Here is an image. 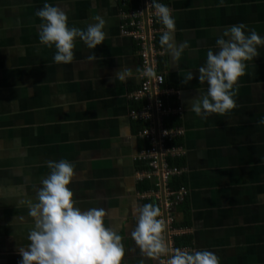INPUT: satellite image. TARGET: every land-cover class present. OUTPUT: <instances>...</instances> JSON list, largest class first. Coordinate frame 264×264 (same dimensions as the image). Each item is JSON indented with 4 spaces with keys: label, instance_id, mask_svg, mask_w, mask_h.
<instances>
[{
    "label": "crops",
    "instance_id": "1",
    "mask_svg": "<svg viewBox=\"0 0 264 264\" xmlns=\"http://www.w3.org/2000/svg\"><path fill=\"white\" fill-rule=\"evenodd\" d=\"M45 2L63 9L68 24L81 29L101 16L104 41L88 49L76 38L73 61L53 62L54 47L38 39L41 20L35 13ZM164 3L175 18L176 42L188 44L173 62L160 35L154 42L160 52L155 71L168 91L162 100L180 110L163 116L161 126L181 130L174 142L184 154L170 161L179 163L182 173L175 178L188 195L172 208L174 232L161 238L170 251L208 249L220 264H264V47L245 62L232 110L203 118L188 110V101L207 87L196 79L197 68L224 28L242 22L264 36V0ZM126 5L120 0H0V197H8L0 200V264H17V248L27 244L31 218L18 200L24 193L34 197V186L48 174L47 162L60 159L74 166L69 187L75 206L104 208L106 225L121 235L122 264H161V255L145 256L131 236L133 207H160L163 194L155 186L158 175L137 158L148 147L138 137L145 123L132 120L129 112L145 100L128 98L139 88L142 70L137 43L120 33V13L130 9ZM125 67L131 75L115 79ZM188 71L193 79L184 82Z\"/></svg>",
    "mask_w": 264,
    "mask_h": 264
},
{
    "label": "clouds",
    "instance_id": "2",
    "mask_svg": "<svg viewBox=\"0 0 264 264\" xmlns=\"http://www.w3.org/2000/svg\"><path fill=\"white\" fill-rule=\"evenodd\" d=\"M153 8L165 30L159 43L168 50L173 62L178 60L187 41L177 43L175 18L169 7L152 0ZM40 18L38 39L47 47H54L53 62L69 64L73 61L74 40L79 38L88 49H95L105 38V20L97 15L95 22L84 29L68 24L67 13L58 6L45 2L36 10ZM264 47V36L255 29L249 30L244 23L224 28L215 40V49L209 48L205 63L197 68L196 79L206 84V90L188 101V110L196 116L225 114L235 107L238 79L244 75L246 61L259 56ZM93 55L87 59L91 61ZM131 68H119L115 79L124 81L131 75ZM142 75L152 77L151 68L142 70ZM193 79L192 71L183 77ZM264 123V121H262ZM48 174L34 186V197L24 193L18 200L27 209L31 227L27 230V244L17 248L20 257L17 264H122L125 255L121 235L106 225L104 208L85 210L75 206L73 192L69 187L74 176L73 164L66 160L48 161ZM8 197H0V200ZM132 214L136 224L131 232L141 252L153 259L170 250L161 238L164 224L160 210L155 204L134 206ZM141 264L143 262L141 261ZM167 264H220L219 257L208 249L185 251L176 249L168 255Z\"/></svg>",
    "mask_w": 264,
    "mask_h": 264
},
{
    "label": "built area",
    "instance_id": "3",
    "mask_svg": "<svg viewBox=\"0 0 264 264\" xmlns=\"http://www.w3.org/2000/svg\"><path fill=\"white\" fill-rule=\"evenodd\" d=\"M165 0H158L164 3ZM121 6L130 5L129 10L120 13V33L124 37L131 38L137 43L139 51L138 55L141 62V70L151 68L154 76L148 77L141 74L142 82L138 89L129 93L128 98L131 101L144 99L145 103L140 109H133L129 112L132 120L145 123L138 132V137L147 144V148L137 157L139 160L146 161L151 172L158 175L156 187L163 194L160 201V216L164 228L163 234L169 230L173 233L172 225L174 222L172 208L173 206L182 204L187 198V191L183 186L178 189H171L172 180L181 175L182 169L170 166L168 160H173L183 156V149L172 144L175 139L181 136V130H167L161 126L162 117L165 115H175L179 113V108H168L162 97L168 94L163 88L164 78L155 71L156 57L160 55L154 45L156 36L162 34L165 30L160 23L158 16L153 8L152 0H120ZM171 10V9H170ZM161 233V234H162ZM166 236V235H165ZM171 247L169 253L161 254V264H167L168 255L173 252ZM185 250V249H182Z\"/></svg>",
    "mask_w": 264,
    "mask_h": 264
},
{
    "label": "trees",
    "instance_id": "4",
    "mask_svg": "<svg viewBox=\"0 0 264 264\" xmlns=\"http://www.w3.org/2000/svg\"><path fill=\"white\" fill-rule=\"evenodd\" d=\"M172 144L176 145L175 142H173ZM168 163H169L170 166H172V163H171L170 160H168ZM177 166L179 167V163L178 162L175 163V166L174 167H177ZM169 187L171 189H176V188H179L180 187V184L178 183L177 178L173 179V181L170 183V186ZM177 245H178V243H176V246L175 247H178Z\"/></svg>",
    "mask_w": 264,
    "mask_h": 264
}]
</instances>
